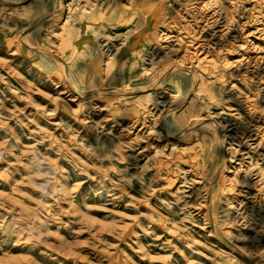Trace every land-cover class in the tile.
<instances>
[{
	"label": "rangeland",
	"instance_id": "1",
	"mask_svg": "<svg viewBox=\"0 0 264 264\" xmlns=\"http://www.w3.org/2000/svg\"><path fill=\"white\" fill-rule=\"evenodd\" d=\"M8 1L0 264H264V0Z\"/></svg>",
	"mask_w": 264,
	"mask_h": 264
},
{
	"label": "bare ground",
	"instance_id": "2",
	"mask_svg": "<svg viewBox=\"0 0 264 264\" xmlns=\"http://www.w3.org/2000/svg\"><path fill=\"white\" fill-rule=\"evenodd\" d=\"M157 1V0H156ZM177 3H179V4H181V6H182V3H184L186 0H175ZM0 2H1V4H3V5H10L12 2H9L8 0H0ZM205 3H207V1L205 2ZM117 4V3H116ZM129 4V3H128ZM186 5V4H185ZM190 5V4H189ZM132 6V5H131ZM140 7V6H139ZM189 7V6H188ZM62 8H63V4H62V1L60 0L59 1V8H58V10L57 11H51V14H49V16H54V14H57V13H59V12H61V10H62ZM144 8V7H143ZM131 9V8H130ZM146 9V8H145ZM186 9V8H185ZM84 11L86 10L85 8L83 9ZM125 10H127V9H125ZM128 11V10H127ZM148 11V10H147ZM144 12V11H143ZM163 12V11H162ZM124 13V12H123ZM147 13V12H146ZM160 13V12H159ZM137 14V13H136ZM48 15V14H47ZM46 15V16H47ZM195 15V14H194ZM48 16V17H49ZM173 16H174V14H173ZM190 16V15H189ZM196 16V15H195ZM43 17V16H42ZM45 18V17H44ZM44 18H40L41 20H43ZM170 19H175V18H173V17H170ZM39 20V19H38ZM40 21V20H39ZM83 24V23H82ZM61 27H62V25L60 26V29H61ZM62 30V29H61ZM189 33H190V31H189ZM193 34V33H192ZM189 36H190V34H189ZM188 36V37H189ZM196 37V36H195ZM191 38V37H190ZM192 38H193V36H192ZM197 38V37H196ZM195 39V38H194ZM22 40L23 41H27V42H29V40H28V38H27V36L26 35H24L23 37H22ZM194 41V40H193ZM30 43V42H29ZM16 44H17V42H16ZM192 44V43H191ZM11 45V44H10ZM197 45V44H196ZM14 47V46H13ZM17 47V46H16ZM77 49V48H76ZM15 50H16V48H15ZM49 52V51H48ZM51 54V53H50ZM192 54H194V53H192ZM191 54V55H192ZM102 55H103V53L102 54H100V56H99V58H98V63H101L100 61H103L104 62V58H102ZM60 56V55H59ZM58 56V57H59ZM57 59V58H56ZM202 59V58H201ZM63 60V59H62ZM59 61V60H58ZM57 61V62H58ZM64 61V60H63ZM102 62V63H103ZM105 62H106V60H105ZM67 63V62H66ZM74 63V62H73ZM101 63V64H102ZM107 63V62H106ZM58 64H60V67H61V69L62 68H64L63 66H62V62H61V59H60V63H58ZM178 65H179V63H178ZM68 66V65H67ZM102 66V65H101ZM106 66V65H105ZM176 66H177V64H176ZM69 67V66H68ZM86 67V66H85ZM74 68V67H73ZM61 71V70H60ZM62 71H64V70H62ZM64 73H66L65 71H64ZM104 73H105V71H104ZM80 74V73H79ZM103 75V74H102ZM105 75V74H104ZM64 76V75H63ZM85 76V75H84ZM100 76H101V74H100ZM65 78V77H64ZM195 78V74H194V77H193V79ZM80 79V78H79ZM84 79V78H83ZM100 79H102V78H100ZM87 80V79H86ZM103 80V79H102ZM66 81V80H65ZM67 82V81H66ZM67 84V83H66ZM80 84V83H79ZM87 87V86H86ZM95 90H98V91H101L102 90V92H105V90H111V91H118V89L116 88V87H114V86H112V85H109V87H107L106 89H102V88H97V89H93V91H95ZM191 91H193V89H191ZM84 93V92H83ZM83 93H81V94H83ZM200 121V119H194V122H196V123H198ZM214 125H215V127H216V130H223L222 131V136H221V139H220V141H221V143L222 142H224V140H225V137H226V131H225V127L224 126H222L221 124H219V123H216V122H212ZM185 128H183L182 130H184ZM186 130V129H185ZM15 141H17V140H15ZM225 169H226V167L223 165V163H219V166H218V170H217V172H216V175H215V181H218V182H220L221 183V179H223L224 177H225ZM219 171V172H218ZM214 227H215V225H214Z\"/></svg>",
	"mask_w": 264,
	"mask_h": 264
}]
</instances>
